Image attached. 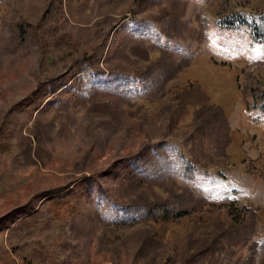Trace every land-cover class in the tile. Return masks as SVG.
Here are the masks:
<instances>
[{"label":"rangeland","instance_id":"1","mask_svg":"<svg viewBox=\"0 0 264 264\" xmlns=\"http://www.w3.org/2000/svg\"><path fill=\"white\" fill-rule=\"evenodd\" d=\"M227 18L232 28L220 25ZM257 60L264 62V0H0V264H150L156 247L169 256L158 264H196L207 246L214 251L196 257L198 264H264V101L243 97L248 71L253 94L264 95ZM147 68L155 86L166 75L165 92L142 96L141 82L121 85ZM52 80L65 85L34 112V92L44 84L50 90ZM186 87L194 94L183 98L186 113L173 105L160 115L176 97L171 91ZM91 93L115 105L116 132L83 115L76 101ZM57 98L72 102L73 122L71 139L56 142ZM206 105L223 110L229 132L215 111L199 117L205 131L195 127V112ZM140 107L150 118L145 125L129 117ZM35 117L47 136L41 132L43 159L32 154V162L26 138L35 148ZM189 164L194 179L184 176ZM142 170L174 178L177 194L237 200L256 221L248 214L239 225L228 207L207 209L211 225L188 229L181 219L157 246L146 226L105 229L96 206L117 222L137 199L170 198L165 184H136ZM69 185L76 213L57 216L52 194ZM38 210L43 217H29Z\"/></svg>","mask_w":264,"mask_h":264},{"label":"trees","instance_id":"2","mask_svg":"<svg viewBox=\"0 0 264 264\" xmlns=\"http://www.w3.org/2000/svg\"><path fill=\"white\" fill-rule=\"evenodd\" d=\"M61 2L62 0H60V3ZM54 3L55 4H54L53 11H55L56 13L57 12L61 13L62 12L61 7L56 4V1ZM53 11L52 12L49 11L47 13V17L52 16ZM220 25L226 28H230L232 26L230 24L229 18H227L226 21L220 22ZM84 55H85L84 57H87L88 53L86 52V54ZM94 58L95 56H92L89 59L92 60ZM82 60L81 59L77 60L78 61L77 63L81 62ZM263 63H264L263 61L257 60L253 64L256 67V66L262 65ZM82 64L86 66L87 69H92L91 64L89 65L86 63H82ZM252 72L253 71H248L246 80L244 83L243 97L246 101L245 103H247V98L249 97V93H252V97L256 99L257 101L263 102L264 95L263 93L262 94L259 93V88H258V91H256V93L253 94V90H255L256 88L253 83L254 78H253ZM141 73L142 74L139 75V78L137 81L135 80L136 78H133V79L129 78L126 81H123L124 83L121 85L122 86H125L126 84L128 85L130 84V82H132V80L134 81V83L141 82L142 84H144V89L140 92L142 96L147 94L151 90V88H155L156 93H160L161 91L162 93L165 92L162 90V88H163V85L168 80V78H166V75L163 78H161L158 85L155 86L156 85L155 80H154L155 76H154V72L152 71V68H147L144 70V72H141ZM165 74H168V73L165 72ZM64 85H65L64 82L54 85L53 80H52V86L50 90L48 89V87H46V84L39 85L38 87L39 89L36 92H34L33 99L32 101L28 103V106L32 107L34 112H38L40 107L44 104V102L47 99L51 98L52 96H56V94L64 87ZM171 92H173L176 95V97L173 101H170L168 105L163 107V109L160 112V115L165 113V111L166 112L170 110L172 111L173 105H177V108H179L177 109L179 116H181L182 114L184 115L186 113V109L188 108V105L187 104L185 105L183 103L184 102L183 98L190 95L192 91L189 89V87H186L181 90L180 89L172 90ZM50 93L52 96H50ZM191 95H194V94H191ZM76 102H78L79 103L78 105L81 106V109L83 110V115L86 116V118L87 116L98 117L102 120L99 124L100 128L101 127L105 129L112 128V133L116 132L119 124L114 125V123L112 122L113 119L116 118L114 114V110H115L114 104H111V102L101 103L95 98V94L93 95V93L89 95H81L78 101ZM127 106L133 109L135 105L131 104ZM71 107H72L71 101L64 100L61 98L56 99V105L53 110L54 120L55 122H59L58 124L59 128H57V130L55 131L56 142L61 139H64V140L71 139L72 133H71L70 127L73 122V115L71 113ZM132 109L129 112V117L132 119L134 118L139 119L140 124L145 125L150 118L147 114H144V112H142L144 108L140 107L138 110H132ZM210 111H215L219 113L216 118V120L218 121L217 123L226 125L227 131L229 132L230 131L229 123H228V120L226 119V116L223 110L220 107L211 106V105L200 107V109H198V113L195 112V118L197 120L195 127H197L198 130L201 129L205 131V125L200 126V124H198L199 117L202 118L201 120H203L204 118H207L209 116L207 113H209ZM83 117L81 119H83ZM214 118L215 117H212V119ZM34 119H35L34 121L35 128L30 131H31V134L35 136L36 147L33 148L34 144L32 141V137L28 136L26 138V140L29 143V149L27 151L28 154L26 153V156L29 157V160L32 162H35L34 159L31 158L32 154L34 155L36 159L37 158L43 159L44 152L41 148V144H42L41 132L44 131V133L47 136V130H44V125L42 124L41 120L39 119L36 120L37 117H35ZM173 123H175V120H173ZM53 126L55 129L54 124ZM139 167L140 166H135V169L138 170ZM184 171H185L184 172L185 178H188V179L195 178L196 175H195V172L193 171L192 165L190 164L187 165ZM139 174H141V176L137 175V177H139L140 179H137V180L135 179L136 184L144 183L147 186H149V184L152 185L153 184L152 182H160V184L158 185L165 184L167 185L168 187L167 190L169 194L171 195V196L169 195L170 198L166 200L163 199L160 201H155V202H150V201L145 202V200L143 201V200L137 199V201L133 202L130 205H127L128 216L123 219L117 220V222L116 221L114 222L111 218L107 216L104 217L103 215H101L99 207L96 206L95 213L98 219L103 223V225H105L104 227L105 229H113V230L118 231V230H122L126 228L146 226L149 228L150 236L154 240L153 243L156 242L155 245L157 246V244L162 245L164 243L167 233L170 232L172 229V226L175 225L177 221L181 219H183L182 220L183 224L188 229L190 226L200 227L202 224H204V222H207L210 224V222L214 218L204 215L207 209L210 212H212V211H219L221 208H224V207H228L230 209V216L233 222L239 225L245 222L244 220L248 214H250V216H252V218H254V220L256 221L255 214H253V212L251 211L252 209L245 205H242V207H240V203H238L237 200L224 199L223 200L224 202H216V201H211L204 197L195 198L194 193L191 191V189H187V190L185 189L182 191L181 194H177L178 190L181 188L178 185V182L174 178L169 177L167 180H164L160 178L161 175L153 176L152 174L146 173L143 170ZM72 187L73 185H69L68 187H62L58 190H55L56 192L52 194L54 200H51V203L49 204V209H51V211H53L55 215L60 216L63 210L66 208H67L66 211H69L71 215L76 213L75 210L77 209V206L79 205V203L74 202L75 199L71 198L73 197L71 196L73 194H71V191H70ZM144 197L145 195L143 194L139 195V198H144ZM226 202H229L227 206H226ZM44 214H42L38 210L34 212L33 214H31L29 217L37 220V219H40L41 216ZM25 219L21 220L20 223L22 224L23 222L25 223L26 222ZM254 220H252V225L255 224ZM203 241L204 243H209L210 242L209 237L205 238ZM212 251H214L213 246H207L206 248L202 250H198L196 252L197 255H195L193 261L196 264H198L196 261V257H198L199 255H202L203 253H211ZM153 252L155 253V258L156 257L158 258L156 263L157 262L159 263L160 260L162 261L163 259H166V258L169 259L168 258L169 256L167 255V251L166 253H164V251L163 253H160V251L156 247V248H153ZM40 261L45 262L46 260H40ZM156 263L150 262V264H156Z\"/></svg>","mask_w":264,"mask_h":264}]
</instances>
